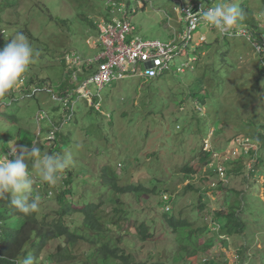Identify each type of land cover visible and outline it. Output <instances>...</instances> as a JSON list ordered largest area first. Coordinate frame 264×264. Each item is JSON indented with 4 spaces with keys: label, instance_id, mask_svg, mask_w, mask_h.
I'll return each mask as SVG.
<instances>
[{
    "label": "rangeland",
    "instance_id": "obj_1",
    "mask_svg": "<svg viewBox=\"0 0 264 264\" xmlns=\"http://www.w3.org/2000/svg\"><path fill=\"white\" fill-rule=\"evenodd\" d=\"M127 1L131 8L137 4L136 0ZM141 1L146 6L136 8L131 16L135 35L165 41L174 29L185 28V22L179 21L183 15L175 8L180 0ZM201 1L209 6L220 2ZM233 2L246 13L238 27L244 33L222 37L213 27L200 24L195 40L203 34L207 42L197 46L195 60L189 62L184 72L177 70L178 64L186 60L183 56L172 61L171 70L160 78L129 77L112 81L100 90L101 111L92 106L98 98L78 100L73 119L61 126L67 139L62 145L63 153H59H70L73 158L69 169L75 173L71 183L77 192L74 200H81V194L87 200L98 198L97 187L84 183L89 179L96 183L100 166L105 163L118 174L124 169L130 181L138 180L148 188L152 185L150 180L156 178L160 181L157 190L168 188L175 196L173 201L168 198L161 202V192L157 190L141 197L120 196L129 204L133 218L153 225L151 239L142 242L130 237L128 240L141 258L153 262L163 258V264L171 260L177 245L163 218L164 211L170 209L175 215L186 217L193 226L207 223L208 232L200 235V241L212 236L214 243L201 253L198 264L203 256L219 264H264V177L260 176H264V150L262 166L256 167L258 172H251L253 175L249 174L248 159H239L242 154L233 152L240 143L245 149L254 146L253 137L249 141L245 139L264 125V0ZM105 5L106 0H6L0 40L9 41L22 32L34 49V61L23 77L24 81L32 79V82H25L13 91L15 99L9 105H0V153L6 155L10 141L17 144L15 141H20V137L37 134L39 128L47 135L51 130L48 117L59 123L62 107L52 99V92L43 89L31 94L37 87L61 82L65 52L77 51L87 58L98 51L90 41L98 37L94 23L106 13ZM257 46L262 50L257 52ZM84 77L80 74L78 80ZM89 90L96 92L97 88L90 85ZM52 91L56 92L57 87H52ZM11 98H0V102H10ZM198 99L204 104H199ZM41 110L48 117L41 119L38 116ZM41 143V139L36 142L37 146ZM48 150L43 148L42 154H53ZM202 150L212 152L208 164L201 159ZM218 163L224 167L221 175L212 171ZM185 166L194 168L195 173L186 177ZM30 174L34 182L45 183L34 166ZM64 177V173L60 174L61 180L49 185L52 192L56 186L64 187ZM190 182L199 190L184 187ZM215 183L216 187L211 188ZM37 185L33 186L37 189ZM199 198L205 204L202 210L197 207ZM110 205L103 208L108 210ZM232 206L240 218L242 231L226 234L220 230L219 222L225 225L227 218L219 215L218 221L215 215L227 213ZM57 207L54 197L45 198L40 210ZM74 218L78 220L80 216ZM59 243L61 240L50 241L45 253L54 251Z\"/></svg>",
    "mask_w": 264,
    "mask_h": 264
},
{
    "label": "trees",
    "instance_id": "obj_2",
    "mask_svg": "<svg viewBox=\"0 0 264 264\" xmlns=\"http://www.w3.org/2000/svg\"><path fill=\"white\" fill-rule=\"evenodd\" d=\"M5 6L6 0H0V21L2 20V8ZM10 6L12 7L13 4L11 3ZM226 36L222 35V37ZM7 42V40L1 39L0 48ZM206 42L207 37L203 43ZM31 80L29 79L28 81L26 79L24 83L32 82ZM26 86L27 84L23 85L22 88L25 89ZM7 96L12 97L10 102H1L0 105H9L15 99L12 96V92ZM198 102L199 104H204L202 99H198ZM249 124L251 127H257L253 123ZM259 127L256 133L253 131V134L247 135L249 140L252 137L254 138L255 141L253 138L251 140L254 146H250L246 151L244 150L241 157L239 156V159L243 157L248 159L247 163L251 167L249 169L250 175L254 174L251 172H258L255 168L262 166L263 162L261 151L264 150V125ZM60 129L55 131V139L51 141L45 138L46 135L39 133L40 135L33 134L32 136L20 137V141L15 142L18 145L31 146L33 144L37 145L36 142L39 138L42 141L38 145L41 148V153L45 147L49 148L48 151L51 153H63L62 145L67 138ZM9 148L6 150V155H8L9 159H12L8 151ZM218 150L223 149L220 148ZM200 152L202 161L208 164L212 152L206 150ZM28 158L30 161L26 160V163H28L29 171L31 172L34 166V158ZM241 160L239 163L240 166H243L244 164ZM122 171L123 173L118 174L114 167L105 163L100 166L97 185L96 183L92 184L90 179L88 183H84L97 187L99 194L96 200H87L82 194L81 200H74L77 192L75 186H71V183L75 173L69 168L64 172V187L56 186L57 188L54 192L51 191L47 182L38 183L35 181V184H33L34 186L38 185L37 189L33 186L31 198L39 195L41 197V205L43 199L54 197L58 203L56 209H50L49 211H41L39 209L38 212L24 215L12 208L7 199L0 200V264H17L23 256L35 257L34 264H163V258L153 262L152 260L139 257L134 246H132L133 243L131 244L132 247L129 245L128 240L130 237L134 238L133 240L136 238L137 241L142 242L151 239L154 236L151 228L153 225L147 221H138V219L133 218V212L130 210L129 204L120 197L121 195L129 194L139 197L147 195L157 190L156 186H158L157 183L160 181L156 178L150 180L152 185L151 188H148L138 180L130 181L127 172L125 173L124 169ZM184 171L186 172V177H190L195 173V169L189 166H185ZM213 172L217 174V171L213 170ZM213 172L210 171V174H213ZM88 173L90 174V171ZM260 176L264 177L262 174ZM220 181L224 182L223 180ZM216 185L217 183L210 187L213 188ZM184 187L196 189L191 182ZM38 189L43 190L39 192ZM157 191L161 192L160 202L168 198L173 201L175 197L168 188L162 190L160 187ZM49 192L51 195H49ZM235 192L240 193V191ZM164 194H167L166 198L163 197ZM201 195L199 196L201 197ZM78 202L82 204L79 206L77 205ZM198 202L197 207L202 210L205 204L200 198ZM107 203L111 204L108 210L106 207L103 208L104 205H108ZM230 209L224 214L223 212L217 213L215 217L218 221L219 215H225V218H227L225 225L219 222L220 230L223 233H239L242 231V223L235 213L234 206ZM76 215L80 216L78 220L74 218ZM163 218L165 224L170 228V233L174 235L177 245L168 264H198L201 253L210 249L214 243L212 236L200 241V235L208 232L207 223L193 226L192 222L186 217L177 216L170 209L164 211ZM129 220L133 221L126 225ZM245 228L246 223L244 222V230ZM54 239L61 240V243L56 246L54 251L45 253L46 246ZM200 262L201 264H219L206 256H203Z\"/></svg>",
    "mask_w": 264,
    "mask_h": 264
},
{
    "label": "built area",
    "instance_id": "obj_3",
    "mask_svg": "<svg viewBox=\"0 0 264 264\" xmlns=\"http://www.w3.org/2000/svg\"><path fill=\"white\" fill-rule=\"evenodd\" d=\"M136 2V6L131 8L126 0H106V13L95 21L98 37L90 41V45L98 51L87 58L81 57V53L77 51L65 52L63 62L65 82L55 86L57 87L56 92L46 86L45 88L37 87L32 93L43 89L52 92V99L62 107L61 121L62 119L63 121L57 124L50 120L51 130L45 136L46 139L50 141L55 139V131L72 118L75 103L79 99H94L100 95V90L112 81L129 77H141L144 80L159 78L171 70L172 61L183 56L186 60L178 64L177 70L184 72L189 62L195 60L197 46L206 41V35L203 34L195 40V33L200 24H205L200 18L199 9L212 6L205 5L201 0H180V4L175 8L183 15L179 21L185 22V28L182 31L174 29L170 38L163 41L158 38H144L135 35V26L131 22L132 13L137 11L136 8L146 6L144 1L136 0ZM235 32L244 33V29L237 28L233 32L222 35L231 36ZM83 72L85 77L78 80ZM76 82L78 85H75ZM90 85L95 86L97 91L89 90ZM94 106L99 108L98 103ZM38 116L42 119L47 117V114L41 110ZM39 133L41 134L40 128L37 135ZM245 140L249 141L248 138ZM242 144H238L233 152L244 153L247 149ZM223 169L221 163H218L212 171L215 170L221 175Z\"/></svg>",
    "mask_w": 264,
    "mask_h": 264
},
{
    "label": "clouds",
    "instance_id": "obj_4",
    "mask_svg": "<svg viewBox=\"0 0 264 264\" xmlns=\"http://www.w3.org/2000/svg\"><path fill=\"white\" fill-rule=\"evenodd\" d=\"M199 13L201 20L206 25H210L221 34L235 31L246 17L245 11L233 0H220L215 6L201 7ZM256 49L257 52L262 50L259 46ZM33 61L34 49L22 32H18L14 38L0 48V98H4L20 88L24 83L23 77ZM65 80L64 72L63 79L58 84L64 83ZM58 84L51 85L49 83L46 86L52 88ZM79 100L81 101V99ZM76 105L77 103L74 106V114ZM48 119L51 120L49 117ZM41 133H43L42 129ZM9 144L11 145L9 149L12 159H9L8 155L0 153V200L7 199L12 208L24 215L38 212L41 197L37 195L35 198H31L34 179L29 172L26 158H34V167L42 181L53 186L56 185L60 174L71 166L73 158L70 153L42 154L41 148L35 144L31 146L18 145L12 141ZM34 260L33 256H23L17 264H34Z\"/></svg>",
    "mask_w": 264,
    "mask_h": 264
},
{
    "label": "crops",
    "instance_id": "obj_5",
    "mask_svg": "<svg viewBox=\"0 0 264 264\" xmlns=\"http://www.w3.org/2000/svg\"><path fill=\"white\" fill-rule=\"evenodd\" d=\"M127 1V0H126ZM145 2V1H144ZM146 4V3H145ZM142 9H144V8H142ZM95 24V23H94ZM135 26V25H134ZM83 74L85 75V73L83 72ZM139 78H141V77H139ZM143 79V78H142ZM96 98H98V100L97 101H93L92 102V106L94 107V104L95 103H98L99 104V108H97L96 110H99V111H101V109H100V95L99 96H97V97H94V99L93 100H95ZM94 109H95V107H94ZM109 115V114H108ZM110 116V115H109ZM29 159V158H28ZM30 161V160H29ZM33 165H34V162H33Z\"/></svg>",
    "mask_w": 264,
    "mask_h": 264
}]
</instances>
